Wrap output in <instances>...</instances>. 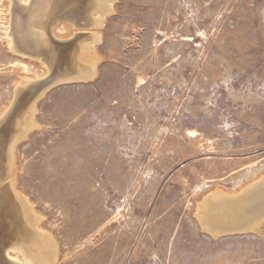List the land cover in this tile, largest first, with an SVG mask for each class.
Masks as SVG:
<instances>
[{
	"label": "rangeland",
	"instance_id": "1",
	"mask_svg": "<svg viewBox=\"0 0 264 264\" xmlns=\"http://www.w3.org/2000/svg\"><path fill=\"white\" fill-rule=\"evenodd\" d=\"M114 6L98 74L54 69L19 144L55 264H264V223L215 236L196 213L264 178V0ZM46 74L0 45V116L20 78Z\"/></svg>",
	"mask_w": 264,
	"mask_h": 264
},
{
	"label": "bare ground",
	"instance_id": "2",
	"mask_svg": "<svg viewBox=\"0 0 264 264\" xmlns=\"http://www.w3.org/2000/svg\"><path fill=\"white\" fill-rule=\"evenodd\" d=\"M114 2L0 0V45L12 56L38 63L48 73L33 82L27 77L20 78L15 84L13 104L0 116V264H55L59 256L57 241L43 229L45 224L41 227L43 218L19 191V144L38 126L37 102L44 95L46 80L54 69L58 73L69 70L70 74H78V78L79 74L90 79L98 74L94 48L99 46L94 44L102 32L94 28L102 26L106 14L114 10ZM87 17L86 22L79 20ZM35 88L37 94L25 98L27 90L36 92ZM262 180L254 181L237 195L214 190L199 202L196 213L201 226L215 236L243 228L258 232L264 223Z\"/></svg>",
	"mask_w": 264,
	"mask_h": 264
},
{
	"label": "water",
	"instance_id": "3",
	"mask_svg": "<svg viewBox=\"0 0 264 264\" xmlns=\"http://www.w3.org/2000/svg\"><path fill=\"white\" fill-rule=\"evenodd\" d=\"M42 7H44V3H43V5H42ZM46 19V18H45ZM45 22L47 23V21L45 20ZM47 31V30H46ZM47 36H48V38H50L51 39V37H50V34H49V32L47 31Z\"/></svg>",
	"mask_w": 264,
	"mask_h": 264
}]
</instances>
